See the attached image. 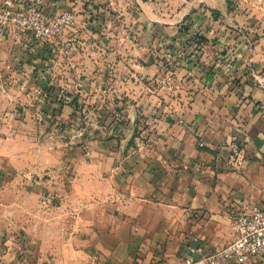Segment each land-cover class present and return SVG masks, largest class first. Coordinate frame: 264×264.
Wrapping results in <instances>:
<instances>
[{
    "label": "crops",
    "instance_id": "crops-1",
    "mask_svg": "<svg viewBox=\"0 0 264 264\" xmlns=\"http://www.w3.org/2000/svg\"><path fill=\"white\" fill-rule=\"evenodd\" d=\"M64 1L44 0L43 12L57 16ZM207 1L209 10L191 15L190 24L208 45L190 65L193 79H183L197 89L180 86L189 98L155 89L153 79L166 77L156 61L133 75L131 94L147 120L134 138L133 119L125 128L109 114L106 121L89 115L99 108L92 96L103 81L101 58L89 54L100 44L90 26L74 24L79 41L71 56L65 54L70 34L38 43L0 30V242L11 233L18 241L1 264H21L8 256H17L19 245L26 250L18 252L25 253L23 264H91L94 254L110 264L194 262L233 241V212H264V22L236 25L226 0ZM191 9L182 7L176 24ZM249 11L244 3L237 8L238 15ZM160 26L148 25L138 43L182 39L176 27ZM40 94L51 100L45 112L61 113L88 133L70 155L43 156L37 145L28 154L20 145L36 139ZM128 111L133 117L134 108ZM23 126L30 133L23 134ZM233 144L242 152L237 163L230 160ZM49 192L65 209L60 221L43 224L36 205ZM74 207L77 220L69 217ZM250 264H264V257Z\"/></svg>",
    "mask_w": 264,
    "mask_h": 264
},
{
    "label": "rangeland",
    "instance_id": "rangeland-1",
    "mask_svg": "<svg viewBox=\"0 0 264 264\" xmlns=\"http://www.w3.org/2000/svg\"><path fill=\"white\" fill-rule=\"evenodd\" d=\"M53 1L56 2L58 0ZM226 3L229 11L233 13L231 17L236 25L244 26V23L247 25H261L264 22V0H226ZM243 3L250 11L246 15H238L237 8ZM63 6L64 8L61 10H67L73 14L74 24L80 22L79 24L85 23L86 26H90L88 29L100 42L96 47L89 49L91 57L95 51L101 58L99 69L103 79L100 90L92 96L100 102L99 108L90 112V117L106 121L105 115L109 114L110 119H108L112 123L122 125L125 128L130 125V119H133L138 126L137 129L135 128L133 138L138 137L145 129L147 120L146 115L142 111L143 106L137 105L135 103L137 101L134 100L136 96L131 94V87L134 85L133 75L145 72V68L151 65V62L160 63L166 74V77H161L157 80L155 77L153 79L154 84L152 86L155 89H163L160 86V80L169 78L173 89L171 91L165 89L169 93L168 96L172 95L174 98L175 96L179 98L181 95L184 98L190 97L187 96V92L184 90L186 88L180 86L183 84L187 85V82L184 83L183 79L187 77L193 79L190 65L193 63L192 65L195 66L194 62L196 60L199 61L203 47L208 45L207 39L203 35L192 31L193 24H190L192 23L191 15L209 10L210 6L207 0H68L63 2ZM186 6L192 8L191 13L186 18L180 19L178 24H176L182 7L185 8ZM255 9L258 10L257 14L253 13ZM261 12L262 15H260ZM157 17L159 18L158 21H156ZM148 25H161V28L169 27L171 29L176 27L177 32L182 35V39H179L178 36H172L168 37L169 41H160L159 38L156 44L141 45L138 40L142 39L143 32ZM257 30L259 31V28ZM246 32L252 33L253 31ZM262 32L264 33L263 30ZM78 41L79 36L77 37ZM77 42L74 49L72 51H67L66 49L65 54L69 56L77 54ZM176 69L179 70L176 71ZM174 72L176 74H173ZM173 79L178 80L176 87L172 82ZM191 84L193 89H189V85L186 86L188 92L190 90L194 92V89H197L195 81H192ZM180 91H185L186 95L179 93ZM152 92L154 93V91ZM175 92L177 93L174 94ZM39 100L44 104H40V109L35 112L36 127L32 129L35 130L36 139L32 143L20 144L22 149L24 150L25 148V153L29 154L33 145H37V150L43 152V156L46 155V151H55L60 154L63 152L70 155L71 149L81 146V139L88 133L83 132L78 125L73 126L72 123L64 121L60 115L61 113L53 114L54 111L45 112L43 110L44 105L51 102V100H48V96L40 94ZM111 104H117L116 109L110 108ZM131 107L135 110V113L132 112L133 117L135 116L134 118L132 115L129 117L128 109ZM107 108L110 109L108 110ZM77 111L75 107L74 112L76 114ZM79 114L83 118L81 111L76 116ZM20 131L23 134H28L30 133V127L23 126ZM89 132L93 134V129L90 128ZM68 168V164L65 165V169L68 170ZM49 194L54 198L55 203H53V206L48 208L40 206L39 201L44 194H41L36 205L39 222L43 224L48 223L50 220L60 221L61 212L65 209L64 203L57 196L51 192ZM27 205L29 204L27 203ZM78 216L79 212L70 210L69 217L71 220H77ZM9 236L8 240L1 239L0 258L7 255L5 250L16 249L15 246L18 245L16 233H11ZM17 248L18 252L26 251L20 245ZM18 252L17 256L10 254L8 256H12L13 259L16 257L17 261L23 264L26 259L25 253L19 254ZM26 256L29 255L26 253Z\"/></svg>",
    "mask_w": 264,
    "mask_h": 264
},
{
    "label": "built area",
    "instance_id": "built-area-1",
    "mask_svg": "<svg viewBox=\"0 0 264 264\" xmlns=\"http://www.w3.org/2000/svg\"><path fill=\"white\" fill-rule=\"evenodd\" d=\"M44 0H0V30L13 29L15 32L29 35L38 43H47L65 34H70L65 47L72 51L78 37L74 27V16L64 10L54 17L43 12ZM160 86L171 91L173 86L169 78H162ZM230 160L240 161V147H230ZM40 206L48 208L55 203L50 194L40 198ZM77 211V208H71ZM233 241L227 246L210 253L201 259L191 261L183 259L182 264H250L256 257H264V212L254 208L248 213L233 212L231 215ZM92 264H110L92 255Z\"/></svg>",
    "mask_w": 264,
    "mask_h": 264
}]
</instances>
